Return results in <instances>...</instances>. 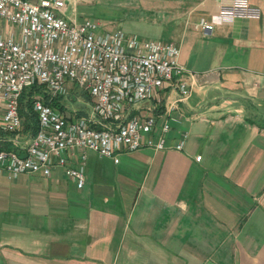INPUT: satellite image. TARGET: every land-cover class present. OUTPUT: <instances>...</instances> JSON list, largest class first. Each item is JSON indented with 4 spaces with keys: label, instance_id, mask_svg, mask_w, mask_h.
Wrapping results in <instances>:
<instances>
[{
    "label": "crops",
    "instance_id": "crops-1",
    "mask_svg": "<svg viewBox=\"0 0 264 264\" xmlns=\"http://www.w3.org/2000/svg\"><path fill=\"white\" fill-rule=\"evenodd\" d=\"M125 1L156 9L193 73L167 148L88 153L81 190L61 171L1 170L0 264H264V0L210 34L198 25L222 0Z\"/></svg>",
    "mask_w": 264,
    "mask_h": 264
},
{
    "label": "built area",
    "instance_id": "built-area-1",
    "mask_svg": "<svg viewBox=\"0 0 264 264\" xmlns=\"http://www.w3.org/2000/svg\"><path fill=\"white\" fill-rule=\"evenodd\" d=\"M66 3L0 0V132L18 142L20 97L32 85L42 86L49 99L75 86L93 101L83 114L69 116L62 101L59 109L35 95L37 130L26 146L0 149V171L9 178L61 171L81 190L88 151L118 162L123 151L167 148L170 120L190 95L193 73L178 61L174 42L105 29L99 20L74 14L65 17ZM261 15L249 0H222L213 19L198 26L210 34L223 19ZM187 135L183 131L170 147L182 150Z\"/></svg>",
    "mask_w": 264,
    "mask_h": 264
},
{
    "label": "rangeland",
    "instance_id": "rangeland-1",
    "mask_svg": "<svg viewBox=\"0 0 264 264\" xmlns=\"http://www.w3.org/2000/svg\"><path fill=\"white\" fill-rule=\"evenodd\" d=\"M69 1L64 10L65 17H72L74 14L78 18L99 20L105 29L117 26L140 38L164 40L160 26L154 21L157 19L153 18L151 14L153 10H156L155 8H143L140 7L141 3H127L125 0H75L76 3ZM68 91L60 98L68 115L81 113V111L84 112L91 108L93 101L89 99L90 97L87 98V93L75 86H70ZM15 139L18 140L16 146L22 147L29 143L30 136L20 129L15 135ZM88 153L93 152L88 151Z\"/></svg>",
    "mask_w": 264,
    "mask_h": 264
},
{
    "label": "trees",
    "instance_id": "trees-1",
    "mask_svg": "<svg viewBox=\"0 0 264 264\" xmlns=\"http://www.w3.org/2000/svg\"><path fill=\"white\" fill-rule=\"evenodd\" d=\"M86 93V92H85ZM37 94L42 95V98L44 102L50 104L53 107L63 109V105L61 104L60 96H57L53 99H49L48 95L44 91L42 86L39 85H32L26 89L23 90L21 97H20V115L22 116V129L24 132H26L29 136H32L35 134L37 130V117L36 114L33 112L31 105L33 102V97ZM87 98H89V95L87 94ZM90 99V98H89ZM77 115L83 114L76 113ZM6 137H13L14 135L3 133ZM0 149H7V150H15L17 149L16 144L12 140H3V142L0 143Z\"/></svg>",
    "mask_w": 264,
    "mask_h": 264
}]
</instances>
